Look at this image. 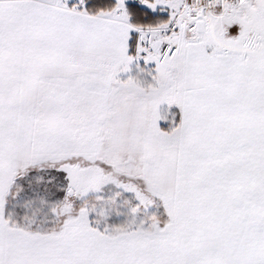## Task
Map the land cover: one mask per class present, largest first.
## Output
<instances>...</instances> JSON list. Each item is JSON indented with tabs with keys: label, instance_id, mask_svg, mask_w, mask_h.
I'll list each match as a JSON object with an SVG mask.
<instances>
[{
	"label": "snow or ice",
	"instance_id": "snow-or-ice-1",
	"mask_svg": "<svg viewBox=\"0 0 264 264\" xmlns=\"http://www.w3.org/2000/svg\"><path fill=\"white\" fill-rule=\"evenodd\" d=\"M0 264H264V0H0Z\"/></svg>",
	"mask_w": 264,
	"mask_h": 264
}]
</instances>
